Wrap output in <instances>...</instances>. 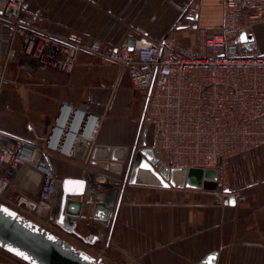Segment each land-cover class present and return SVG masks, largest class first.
I'll list each match as a JSON object with an SVG mask.
<instances>
[{"label": "built area", "instance_id": "1", "mask_svg": "<svg viewBox=\"0 0 264 264\" xmlns=\"http://www.w3.org/2000/svg\"><path fill=\"white\" fill-rule=\"evenodd\" d=\"M199 10V1L194 0L184 13L197 15ZM220 10L219 24L213 29L196 28L194 20H188L187 31L195 30L193 42L179 41L176 29L181 21H176L160 38L146 40L139 30L141 38L129 49L126 41L111 46L62 39L36 27V17L24 10V0H0V97L9 83L10 67L67 76L78 54L87 51L114 63L143 94L139 129L147 130L158 162L169 169L208 171L201 190L211 192L218 203L229 196L243 202L242 194L226 187L225 176L232 159L264 153V54L237 39L264 23V0H221ZM98 122V116L62 101L42 145L0 130V203L56 235L62 180L51 169L47 154L58 151L72 157L80 140L94 137ZM22 166L42 176L35 195L14 184ZM82 179L83 194L67 202L74 201L78 207L74 229L80 223V231L87 232L75 234L89 240L95 209L103 204L108 190L122 189L124 176L88 168ZM96 232V241L104 243L105 231ZM85 253L101 261L105 251L98 250L97 256Z\"/></svg>", "mask_w": 264, "mask_h": 264}, {"label": "crops", "instance_id": "2", "mask_svg": "<svg viewBox=\"0 0 264 264\" xmlns=\"http://www.w3.org/2000/svg\"><path fill=\"white\" fill-rule=\"evenodd\" d=\"M192 1L24 0V10L36 17L39 30L62 39L111 46L130 41L133 49L141 38L139 30L146 40L165 35L176 21H181L177 32L187 30L184 11ZM197 1L200 10L195 27L215 28L221 0ZM250 34L251 48L264 54V23L254 25ZM7 79L11 83L0 97L1 131L42 145L62 101L99 117L94 137L85 140L89 148L83 159L75 156L76 148L72 157L58 151L47 154L58 179H82L88 168L111 174L90 163L94 146L132 149L139 145L143 94L114 63L83 50L67 76L54 71L31 74L10 67ZM148 137L147 133L149 147ZM121 175L124 185L119 205L109 210L103 202L94 213L92 236L97 230L105 231L103 249L108 264H198L211 252L217 253L215 264H264V153L231 160L226 187L245 197L243 202L234 199L233 204L218 203L211 192L201 189L128 184L127 175Z\"/></svg>", "mask_w": 264, "mask_h": 264}, {"label": "water", "instance_id": "3", "mask_svg": "<svg viewBox=\"0 0 264 264\" xmlns=\"http://www.w3.org/2000/svg\"><path fill=\"white\" fill-rule=\"evenodd\" d=\"M186 18L193 21L196 15H188ZM237 41L245 42L251 47L253 38L251 34H240ZM128 46L131 49L132 42L129 41ZM146 141L147 130L143 129L139 148L132 147L130 155H128L129 149L126 147L94 146L90 151V163L116 176L121 175L123 168H125L128 184L154 187L200 189L203 178L210 176V172H203L201 169H169L157 161ZM88 148V144L80 140L76 147L75 156L83 159ZM126 158H128L127 162ZM41 178V174L36 170L22 166L15 176L14 184L30 195H35L39 189ZM84 185L83 179L62 180V195L57 223L66 232L75 234L73 221H68L70 217L66 213L67 199L83 194ZM121 190L110 189L106 192L104 204L107 209L113 210L119 205L122 196ZM222 201L224 204H228V202L233 204L234 197H223ZM94 240H96L94 236H91L89 240L84 239L86 243H92ZM0 249L26 264H105L99 259L77 250L66 241L3 204H0ZM17 252L23 253V256L17 255ZM216 258L217 253L211 252L198 264H215Z\"/></svg>", "mask_w": 264, "mask_h": 264}, {"label": "rangeland", "instance_id": "4", "mask_svg": "<svg viewBox=\"0 0 264 264\" xmlns=\"http://www.w3.org/2000/svg\"><path fill=\"white\" fill-rule=\"evenodd\" d=\"M194 33H195V30H190V31H187V30H183V31H178V37H179V41L181 43H190L191 40L193 41L194 40ZM9 81V80H8ZM11 82L9 81V83H7L5 85L8 86ZM149 138V137H148ZM139 145L136 146V149H138ZM131 150V147L130 149ZM127 164V163H126ZM125 172V170H124ZM2 204V203H0ZM10 208V207H9ZM13 209V208H12ZM26 219H29L30 216H27L25 215L24 216ZM77 226H79L78 228L75 227L74 229V232L75 233H79L80 235H85L84 232H81V228H82V225H80V223L77 224ZM55 233L57 236H59L60 239L66 241L67 243H69L70 245H72L74 248H76L77 250H80L82 252H88L92 255H95L97 256V253H98V250H101L104 248V243L102 242H97V245L94 244H90V243H86L85 241L81 240L76 234L72 233V232H66L64 231V229H62L60 227V230H54ZM104 250V249H103ZM84 252V253H85ZM87 254V253H86ZM103 258L104 259H101V262L102 263H105V264H108L109 261H107V256L104 254L103 255ZM0 264H26L24 263L23 261L17 259L16 257L6 253L5 251L3 250H0Z\"/></svg>", "mask_w": 264, "mask_h": 264}, {"label": "bare ground", "instance_id": "5", "mask_svg": "<svg viewBox=\"0 0 264 264\" xmlns=\"http://www.w3.org/2000/svg\"><path fill=\"white\" fill-rule=\"evenodd\" d=\"M76 210H77V204L74 205V203L71 201H68L66 203V212H67L68 217L69 216H76L75 218L70 217V219H72V220L77 219L78 213H76Z\"/></svg>", "mask_w": 264, "mask_h": 264}, {"label": "snow or ice", "instance_id": "6", "mask_svg": "<svg viewBox=\"0 0 264 264\" xmlns=\"http://www.w3.org/2000/svg\"><path fill=\"white\" fill-rule=\"evenodd\" d=\"M10 215H13L12 213H9ZM17 255H21V256H23V253H19V252H17L16 253Z\"/></svg>", "mask_w": 264, "mask_h": 264}]
</instances>
